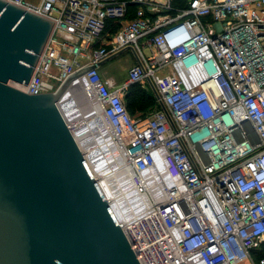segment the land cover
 <instances>
[{"label":"built area","instance_id":"built-area-1","mask_svg":"<svg viewBox=\"0 0 264 264\" xmlns=\"http://www.w3.org/2000/svg\"><path fill=\"white\" fill-rule=\"evenodd\" d=\"M6 1L54 21L28 84L13 86L55 91L95 63L69 89L139 194L152 182L118 220L140 263L264 264V0ZM128 47L127 78L104 80L101 63ZM149 80L160 107L133 116L125 96Z\"/></svg>","mask_w":264,"mask_h":264},{"label":"water","instance_id":"water-1","mask_svg":"<svg viewBox=\"0 0 264 264\" xmlns=\"http://www.w3.org/2000/svg\"><path fill=\"white\" fill-rule=\"evenodd\" d=\"M53 26L0 0V264H141L60 107L95 63L55 91L11 85L28 84Z\"/></svg>","mask_w":264,"mask_h":264},{"label":"bare ground","instance_id":"bare-ground-1","mask_svg":"<svg viewBox=\"0 0 264 264\" xmlns=\"http://www.w3.org/2000/svg\"><path fill=\"white\" fill-rule=\"evenodd\" d=\"M84 101L71 87L61 103V111L71 126L77 146L84 152L90 169L98 178L99 186L119 220L125 213L140 209L138 198L149 197L153 189L152 182L144 178L145 186L142 187L145 190L139 194L140 186L132 170L128 165H123L126 169L122 171L108 127L90 115Z\"/></svg>","mask_w":264,"mask_h":264},{"label":"trees","instance_id":"trees-1","mask_svg":"<svg viewBox=\"0 0 264 264\" xmlns=\"http://www.w3.org/2000/svg\"><path fill=\"white\" fill-rule=\"evenodd\" d=\"M134 5H129V9L133 10ZM109 26L111 23L108 24ZM127 107L133 116H147L160 107L157 102L156 95L151 88H142L139 84L131 85L125 96ZM264 252V243L262 245Z\"/></svg>","mask_w":264,"mask_h":264},{"label":"rangeland","instance_id":"rangeland-1","mask_svg":"<svg viewBox=\"0 0 264 264\" xmlns=\"http://www.w3.org/2000/svg\"><path fill=\"white\" fill-rule=\"evenodd\" d=\"M134 63H135V56L133 52L128 49L116 55L115 57L107 60V62L105 63V66L102 68V72L110 76H113L117 80V83L120 84L123 80L127 78L128 69ZM100 72H101V69H100ZM12 84L13 82H11V85ZM78 101H80L79 98H78ZM81 115H82V112H81Z\"/></svg>","mask_w":264,"mask_h":264},{"label":"crops","instance_id":"crops-1","mask_svg":"<svg viewBox=\"0 0 264 264\" xmlns=\"http://www.w3.org/2000/svg\"><path fill=\"white\" fill-rule=\"evenodd\" d=\"M27 1H29V2H31V3H33V4H38V3L40 2V0H27ZM106 62H107V61L103 62V63L101 64V66H100L101 74H102L104 80L109 79V80H113L115 83H117V80H116L113 76H110V75H108V74L102 72V68L105 66V63H106ZM117 84H118V83H117ZM127 93H128V92H127ZM125 101H126V100H125Z\"/></svg>","mask_w":264,"mask_h":264}]
</instances>
